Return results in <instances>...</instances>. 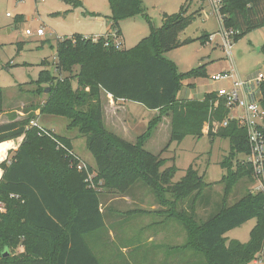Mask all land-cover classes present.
<instances>
[{"label": "trees", "instance_id": "16d2710c", "mask_svg": "<svg viewBox=\"0 0 264 264\" xmlns=\"http://www.w3.org/2000/svg\"><path fill=\"white\" fill-rule=\"evenodd\" d=\"M108 2L111 29L117 37L121 36V22L146 16L141 0ZM188 4L176 14H163L161 27L149 21L150 35L130 50L117 48L109 35L98 42L82 35L59 40L55 73L44 70L33 82L36 95H47L35 111L67 119L70 130L77 129L86 137L96 167L68 155L66 148L73 150L68 138L32 126L35 115L0 126V144L23 138L20 147L10 151V162L0 164V203L7 209L0 215V264H132L116 242L109 241L102 201L105 194L126 195L137 185L149 187L161 206H169L164 211L167 219L183 227L184 244L170 247L160 264H250L260 257L264 249V191L248 190L228 205L239 182H255L252 165L237 158L250 154L247 133L236 121L213 133V125L222 124L229 115L223 99L215 93H208L202 101L178 99L182 83L205 77L206 65L179 73L165 58L168 52L193 42L180 39L198 14H189ZM218 12L225 29L237 32L235 41L264 28V0H220ZM261 91L264 109V83ZM103 94L115 101L138 103L161 116L152 119L145 133L130 143L105 128ZM3 110L0 86V114ZM163 116L171 118L170 143L180 144L188 136L201 139L206 124L211 126V139L230 141L229 156L221 162L226 174L215 183L224 185L223 197L204 222L199 221L196 209L204 192L215 184L206 183L205 175L193 166L174 183L176 166L163 170L167 159L144 148ZM252 219L256 224L248 243L227 242L224 236L228 232ZM19 247L24 252L15 254ZM6 253L10 255L5 257ZM155 260L135 264H156Z\"/></svg>", "mask_w": 264, "mask_h": 264}, {"label": "rangeland", "instance_id": "374dc122", "mask_svg": "<svg viewBox=\"0 0 264 264\" xmlns=\"http://www.w3.org/2000/svg\"><path fill=\"white\" fill-rule=\"evenodd\" d=\"M141 1L145 8L146 16H137L122 22V49L130 50L136 47L142 38L150 35L151 27L149 21L154 26L161 27L163 13L169 15L178 13L187 0ZM203 1L205 2L204 4L201 0H189L188 4L189 14L201 11V15H197L192 25L181 34V38H189L193 42L165 54V58L171 60L176 65L179 73H186L206 64L205 77L185 80L182 83V88L179 92L181 98L188 96L202 98L210 92H216L222 88L229 89L231 87L230 81L213 82L210 79L215 72L227 70L229 66L242 81L255 77L259 72L264 73V52H261V48L264 46V28L251 31L236 41L232 38V55L229 58L224 48L222 27L217 13L216 3L218 0ZM109 12L108 0H74L73 4H67L62 0H48L46 3H37L36 0H0V86L3 88L5 111L12 112L15 110L18 112V114L7 112L10 120L15 117H21L22 120H25L35 115L37 111H35V106L43 104L47 99L46 94L41 97L36 95L37 86L33 82L38 79L40 67H42L40 61L44 58H49L48 60L50 61L47 69L55 73L56 66L52 63L55 61L57 42L60 39L62 40V38L73 36L75 32H100L104 27L102 22L103 19H106L104 16ZM7 14H9V17ZM19 15L23 18L21 22L17 20ZM39 27H42L46 31V37L43 39L50 42L45 44L44 47H41L38 38L24 37L25 30L31 29L36 31ZM205 34L214 35L215 38L211 41H205L203 38ZM109 36L113 39L114 43H119L118 38ZM20 43H24V47L21 49H19ZM50 44L55 49H52ZM12 61L20 65H12ZM77 71L78 68L75 69V72ZM63 76L65 77L66 74ZM75 85L74 83V87ZM102 103L105 116V109L109 107V101L105 94L102 96ZM120 106H127L130 111V118L127 121V126L131 130V135L127 138L130 143H135L137 138L145 133L152 119L161 116L159 111L151 112V110L134 102ZM2 113H4V110ZM31 120L38 123L39 125H37L44 130L71 140L73 150L65 147L68 155L70 157H79V160H83L92 168L96 167L94 157L87 149L86 137L81 135L77 129L70 130L67 119L39 115ZM169 125H171L170 116H163L161 124L154 131L144 148L153 155H161L162 158L167 159V164L163 170L176 166L178 172L173 182L177 183L185 177L190 166H193L200 175H205V182L208 184H215L221 181L222 177L226 174V170L222 168L221 162L229 156L231 150L230 141L220 138L213 140L205 134L201 139L188 136L180 144L176 142L170 143L171 129ZM12 156L13 154L10 155L9 153L3 162L6 160L10 162ZM240 156L237 157L240 160L247 157L245 155ZM250 186L252 185L247 179L239 182L228 198V205L235 204L245 196L248 192L247 188ZM214 187L215 195H210L213 197L212 201H215L217 198L221 201L224 185L215 184ZM254 191H256L255 188ZM113 195L120 196L119 194ZM141 196L144 201L148 202L149 206L160 205L156 195L149 187H146ZM168 199L170 200L171 198L168 196ZM162 208L164 210L160 211H163V214H165L164 211L169 206H162ZM209 208L210 213L204 212L202 209L196 211L199 215V221H206L216 210L212 211L214 209L213 206ZM6 212H0V215H4ZM166 217L167 215H156L150 219L142 218L140 225L138 220L137 222L127 224L120 221L115 222L114 220L108 229L120 237V239L122 235H125L126 238L124 240L121 239V242H116V245L123 253L128 240H132V247H135L143 243L144 237L162 236L167 232H173V234L181 238L183 236L182 225L177 221L169 220L165 221L164 224L160 223ZM144 221H147L148 225L146 224L142 231H138L139 226L144 227ZM255 224L256 220L252 219L242 226L231 230L226 235L228 241L237 240L241 243H248L250 232ZM155 243L157 241L147 243L146 249ZM21 249L22 247H19L13 252L15 254L21 253ZM261 254L262 258L257 264H264V249ZM143 258L140 249L132 253L133 264L136 261H142ZM250 264H254V262Z\"/></svg>", "mask_w": 264, "mask_h": 264}, {"label": "crops", "instance_id": "0c3cea01", "mask_svg": "<svg viewBox=\"0 0 264 264\" xmlns=\"http://www.w3.org/2000/svg\"><path fill=\"white\" fill-rule=\"evenodd\" d=\"M47 1L48 0H46L43 3H46ZM201 1H202L203 4L205 3L203 0H201ZM187 2L189 3V0H187L186 3ZM37 3H38V1H37ZM39 3H41V2H39ZM109 8H110V6H109ZM195 12H198L197 15H201V11H195ZM195 12H193V13H195ZM97 14H100V13H97ZM163 14H165V13H163ZM7 15L9 17V14H7ZM110 16H111V9H110V12L107 15L104 16V18H106V19H103V21H102L104 27L102 28V30L100 32L87 31L85 33V32L82 31V32H75L74 35H82V36H86V37H102V36H107V35L113 34V31L111 29ZM22 19L23 18L20 15L17 17L18 22H21ZM120 27H121V36L118 37V41H119V43L121 44V47H122V45H123V42H121V39H123V36H122V22H121ZM39 28H41V27H39ZM205 35H208V34H205ZM25 36L26 35H24V37ZM208 36H209V38L206 39L207 41H211L212 39L215 38L214 35H208ZM26 37H36V38H38L40 40L39 42L41 43V47H44L45 44L50 43L49 41H46L45 39H43L44 37H46V31H45V35L41 36V37L36 36V35H34V36H26ZM144 38H146V37H144ZM144 38H142V39H144ZM62 39H64V38H62ZM180 39L182 41L186 40V39L181 38V35H180ZM58 42H57V44H58ZM57 44H56V46H57ZM50 46L52 47V49H55V47L53 45L50 44ZM23 47H24V43H20L19 44V49H21ZM55 54H56L55 61H53L52 64H54L56 66V63H57V51H56ZM48 59L49 58H44L43 60L40 61L42 67H40L41 69H40L39 74L42 71H44V70H48L47 67L50 65V61ZM11 63H13L12 65H17V66L20 65V64H16L13 61ZM24 64L27 65L26 62H24ZM203 65H206V64H203ZM230 71H232V69H230V66H229V68L227 70H222V71L217 72V73L215 72V74L222 73V72H230ZM215 74H213V75H215ZM211 77H210V79H211ZM238 78L241 79L239 76H238ZM211 81H212V79H211ZM191 83H192V81H191ZM25 84H27V83H25ZM210 93L217 94V91L216 92L213 91V92H210ZM105 95L107 96V99L109 101V107L107 109H105V116H104L105 128L109 132L117 134V136H119V137L123 138L124 140L128 141L127 138L131 135V130L127 126V121L130 118V111H129L127 106H124V107L122 106L121 107L120 105H122V104H124V105L125 104H130V102L123 101V100L115 101L111 95H107V94H105ZM178 99L179 100H198V101H202V100L205 99V97L192 98L191 96H188V97H185V98H181L180 94H178ZM7 112H10V111H5V109H4V113L0 114V126L9 124L11 122H17V121H21L22 120L21 117H15L14 119L10 120L8 118ZM14 112L18 114V112H16L15 110L10 112V113H14ZM151 112H158V111H151ZM5 115H7V116L5 117ZM35 115L37 117L39 115L41 116L40 110H37ZM169 126H170V129H171V125H169ZM160 128H161V126H160ZM220 128H222L221 124H216L215 123V126L213 125V127H212V132L213 133H217V131ZM210 130H211V126L209 124H206V126H205V128L203 130L204 135L206 134L208 136ZM170 132H171V130H170ZM213 140H215V139H213ZM18 141H20V142L17 143ZM22 141H23V138H19L17 140H11V141H7V142H4V143H1L0 144V162H3V160L6 159V157L9 155L10 151H16L18 149V147L20 146ZM240 157H242V156H240ZM247 158H248V156L245 159H241V161L248 162ZM2 176H3V172H2V170H0V179L2 178ZM251 185L252 186L247 188V191L250 190L253 193H255L257 191H261L259 189V185L256 182V179H255L254 183H251ZM254 188L256 189V191H254ZM145 189H146V187H144L142 185H137V186L133 187L126 195L116 196V195L108 193V194H105L103 196L102 211L104 212V214L106 216L107 228H110V225L113 224L114 220H115V222H119L120 221V222H122L124 224L130 223V222H137V220H138L139 225H140V222H141L142 218L150 219L151 217H154L156 215H158V216H165L166 215V214H163V211H160V210H164L161 205H159L160 207L158 206V204L149 206L148 202L143 200V197L141 196V193H143ZM214 190H215V187H213L211 189H208L207 191L204 192V194L202 195V197H203L202 204H200V206L197 207L196 211L199 210V209H202V210H204V212H209L210 211L209 210L210 206L214 207V209L212 211L217 209V207L220 205L221 201L218 200V198L215 199V201L214 200L212 201V198H213L212 196L215 195V193H214L215 191ZM210 194L212 195L211 197H210ZM210 199H211V201H210ZM188 204H189V201L188 202L186 201L184 203V208L185 209L188 208ZM231 205H233V204H230V206ZM165 221H168L167 217L165 218V220L160 221V223L164 224ZM169 221H173V220L169 219ZM144 222H145L143 224L144 227L139 226L138 227V231L139 230L142 231L145 228V225L146 224L148 225L147 221H144ZM153 226H155V225H153ZM182 235L183 236L180 238L177 235L173 234V232H167L166 234H163L162 236L159 235L157 237H154V236L144 237L143 243L139 244V245H136L135 247H132V245H133L132 244V240H128L127 245L123 249V251H124L123 253L128 256L129 261L133 264L132 255H130V251H132L133 249L134 250L140 249L142 251V255H143L144 258H143L142 261H136V262L140 263V262H143L146 259L147 260H152V258H153V259H156L155 260V261H157L156 264H160L159 262L164 260V257H165L164 254H165V252L168 251V249L170 247L180 246V245L184 244V242H185V234H184V232L182 233ZM226 235L224 237L226 238L227 242L233 241V240L228 241ZM109 236H110L109 237V241L110 242H112V241L121 242V239L124 240V238H126L125 235H122V237L120 239V237H118L117 235L113 234L110 231H109ZM154 241H157V243H155L153 246L151 245V247L146 249L147 243H154ZM22 252H24V248L21 249V253ZM261 255L256 261H254V264H257L258 261L262 258Z\"/></svg>", "mask_w": 264, "mask_h": 264}, {"label": "built area", "instance_id": "2783aa9c", "mask_svg": "<svg viewBox=\"0 0 264 264\" xmlns=\"http://www.w3.org/2000/svg\"><path fill=\"white\" fill-rule=\"evenodd\" d=\"M37 1L43 3L46 0ZM219 4L220 0L216 3L217 13H219ZM219 21L222 27L224 48L230 58L232 55L231 40L235 37L237 32L226 30L220 15ZM25 35H36L41 37L45 35V30L42 27L36 31L27 29L25 31ZM111 36L118 38L115 32H113ZM102 37L108 38V35ZM88 38L92 39L93 42H98L101 37H86L85 39ZM115 46L117 48H121L120 43H115ZM211 79L214 82H231V87L229 89L222 88L217 91V97L225 101L226 107L229 110V115L225 121L222 122L221 126L222 128H226L231 121H236L240 128L245 129L250 144V154L248 155L247 161L254 169L255 179L259 185V189L264 191V110L261 106V86L264 83V73L260 72L255 77L242 81L237 77L236 73L232 69L230 72L215 74L211 77ZM31 125L36 126L37 123L32 121ZM78 170L82 171L83 165H79ZM91 179L92 176L89 177V180ZM0 212H6V207L3 203L0 204Z\"/></svg>", "mask_w": 264, "mask_h": 264}, {"label": "water", "instance_id": "95a60500", "mask_svg": "<svg viewBox=\"0 0 264 264\" xmlns=\"http://www.w3.org/2000/svg\"><path fill=\"white\" fill-rule=\"evenodd\" d=\"M10 254L9 253H6V256L5 257H7V256H9Z\"/></svg>", "mask_w": 264, "mask_h": 264}]
</instances>
